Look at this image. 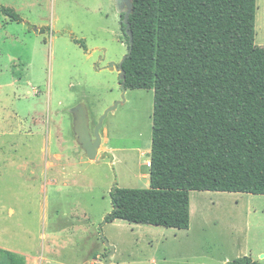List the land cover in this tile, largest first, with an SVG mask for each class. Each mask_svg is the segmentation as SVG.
<instances>
[{
    "label": "rangeland",
    "instance_id": "rangeland-1",
    "mask_svg": "<svg viewBox=\"0 0 264 264\" xmlns=\"http://www.w3.org/2000/svg\"><path fill=\"white\" fill-rule=\"evenodd\" d=\"M0 264H264V195L190 192L188 229L106 222L113 186H149L152 89L127 88L117 0H0ZM255 43L264 46V0ZM99 8V9H98ZM76 40L84 42L86 49ZM113 64V68L110 67ZM98 156L73 132L83 103Z\"/></svg>",
    "mask_w": 264,
    "mask_h": 264
},
{
    "label": "trees",
    "instance_id": "trees-1",
    "mask_svg": "<svg viewBox=\"0 0 264 264\" xmlns=\"http://www.w3.org/2000/svg\"><path fill=\"white\" fill-rule=\"evenodd\" d=\"M256 9V0H132V46L120 13L125 86L154 92L149 186H113L106 222L184 230L193 190L264 195ZM0 14L23 22L11 6L0 4ZM226 264L263 263L242 255Z\"/></svg>",
    "mask_w": 264,
    "mask_h": 264
},
{
    "label": "water",
    "instance_id": "water-1",
    "mask_svg": "<svg viewBox=\"0 0 264 264\" xmlns=\"http://www.w3.org/2000/svg\"><path fill=\"white\" fill-rule=\"evenodd\" d=\"M124 7L126 8L123 16V22L126 24L125 33L129 36V43L130 46H132V32L129 30L128 24V17L132 11V0H117V8L120 12L123 10ZM128 54L129 51L124 55L123 59L120 62V65L116 67V69L119 71L123 99L127 88L125 86L126 76L122 63L124 59L128 56ZM113 66V64H110L111 68H113ZM117 104L118 102H115L112 106H110L104 111V113L98 119V122L93 128V130H91L87 110L83 103H79L71 109V112L74 116L73 132L76 135L77 143L84 150L85 155L89 159H95L98 156V148L102 141L100 135V128L102 127L103 119L107 116L109 111L114 110L116 108ZM106 247L109 248L110 251L108 253L105 264L109 263V257L113 253L114 249L113 245H111L107 241Z\"/></svg>",
    "mask_w": 264,
    "mask_h": 264
},
{
    "label": "built area",
    "instance_id": "built-area-1",
    "mask_svg": "<svg viewBox=\"0 0 264 264\" xmlns=\"http://www.w3.org/2000/svg\"><path fill=\"white\" fill-rule=\"evenodd\" d=\"M147 165L150 166V161L147 162Z\"/></svg>",
    "mask_w": 264,
    "mask_h": 264
},
{
    "label": "crops",
    "instance_id": "crops-1",
    "mask_svg": "<svg viewBox=\"0 0 264 264\" xmlns=\"http://www.w3.org/2000/svg\"><path fill=\"white\" fill-rule=\"evenodd\" d=\"M4 5V4H3ZM8 6V5H7ZM99 9V8H98ZM119 11V10H118ZM120 12V11H119ZM21 15V14H20ZM22 16V15H21ZM264 256V255H263Z\"/></svg>",
    "mask_w": 264,
    "mask_h": 264
},
{
    "label": "bare ground",
    "instance_id": "bare-ground-1",
    "mask_svg": "<svg viewBox=\"0 0 264 264\" xmlns=\"http://www.w3.org/2000/svg\"><path fill=\"white\" fill-rule=\"evenodd\" d=\"M262 257H263V255H262Z\"/></svg>",
    "mask_w": 264,
    "mask_h": 264
}]
</instances>
